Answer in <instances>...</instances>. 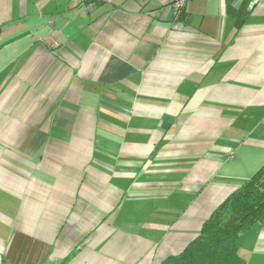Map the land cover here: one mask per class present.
Listing matches in <instances>:
<instances>
[{"label": "crops", "instance_id": "1", "mask_svg": "<svg viewBox=\"0 0 264 264\" xmlns=\"http://www.w3.org/2000/svg\"><path fill=\"white\" fill-rule=\"evenodd\" d=\"M175 1L0 0V264H160L264 165V0Z\"/></svg>", "mask_w": 264, "mask_h": 264}, {"label": "trees", "instance_id": "2", "mask_svg": "<svg viewBox=\"0 0 264 264\" xmlns=\"http://www.w3.org/2000/svg\"><path fill=\"white\" fill-rule=\"evenodd\" d=\"M264 219V165L222 201L198 236L160 264H244L238 254L242 233Z\"/></svg>", "mask_w": 264, "mask_h": 264}, {"label": "built area", "instance_id": "3", "mask_svg": "<svg viewBox=\"0 0 264 264\" xmlns=\"http://www.w3.org/2000/svg\"><path fill=\"white\" fill-rule=\"evenodd\" d=\"M249 1H250L251 5H254V4H256L259 0H249ZM184 3H185V0H176V1L174 2V7H175L176 9H180L181 7L184 6ZM53 44L57 46V42H56V41H54Z\"/></svg>", "mask_w": 264, "mask_h": 264}]
</instances>
